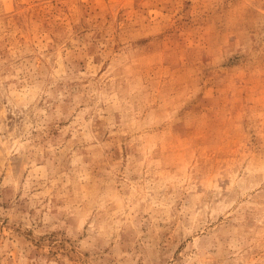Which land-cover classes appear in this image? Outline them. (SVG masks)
Segmentation results:
<instances>
[{
	"label": "rangeland",
	"instance_id": "1",
	"mask_svg": "<svg viewBox=\"0 0 264 264\" xmlns=\"http://www.w3.org/2000/svg\"><path fill=\"white\" fill-rule=\"evenodd\" d=\"M0 264H264V0H0Z\"/></svg>",
	"mask_w": 264,
	"mask_h": 264
}]
</instances>
